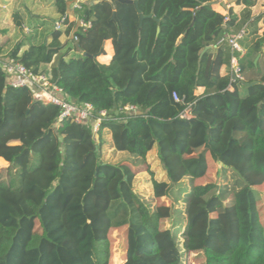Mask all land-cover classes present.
Listing matches in <instances>:
<instances>
[{"label": "trees", "instance_id": "16d2710c", "mask_svg": "<svg viewBox=\"0 0 264 264\" xmlns=\"http://www.w3.org/2000/svg\"><path fill=\"white\" fill-rule=\"evenodd\" d=\"M124 1L86 5L78 11L91 24L85 31L73 22L41 44L18 43L7 55L50 78L67 99L107 111L97 134L71 119L59 122V106L37 101L31 88L10 86L0 65V160L8 164L0 171V264H111L109 236L119 228L127 234L123 264H185L187 253H201L204 264H264V222L246 179L264 177L257 0H237L240 17L232 9L216 12L217 0ZM54 4L61 18L69 14V0ZM13 19L22 28L21 12ZM242 30L239 61L243 82H257L252 87L221 74L232 54L220 42ZM107 41L114 48L109 65L97 60ZM5 46L0 43V60ZM107 51L110 56V45ZM199 88L204 94H196ZM129 105L139 113L120 112ZM105 132L116 151L134 159L156 150L169 181L164 195L185 179L205 177L209 157L241 178L231 187L192 186L183 229L163 230L170 213L139 197L135 171L102 160Z\"/></svg>", "mask_w": 264, "mask_h": 264}, {"label": "rangeland", "instance_id": "374dc122", "mask_svg": "<svg viewBox=\"0 0 264 264\" xmlns=\"http://www.w3.org/2000/svg\"><path fill=\"white\" fill-rule=\"evenodd\" d=\"M41 1L40 3H37ZM0 0V37L5 40L7 46L5 54H9L14 46L18 43L25 44V48L30 43L41 44L50 33L55 29V22L59 20L58 16L53 17V11L49 0ZM17 9L23 12L24 25L28 27V33H25V28H17L15 22L11 19V14ZM49 10V11H48ZM48 14L43 16L42 12ZM31 14L34 16L31 17ZM29 34V35H28ZM68 35V34H67ZM66 35V36H67ZM62 38V43H68V39ZM7 55L3 57L6 59ZM98 140V136H95ZM102 144V160L106 163L118 165H129L135 171L134 191L139 197L151 206L152 209L164 208L170 213V216L162 221L163 230L183 229L184 216L181 212L184 209V200L186 193L194 185L215 184L220 187H231L235 179L240 180V176L233 171L225 172L224 169L214 162L209 157V169L205 177L192 181L185 179L180 184L176 185L170 194L164 195L168 179L163 171L161 164L157 158L156 150L150 152L147 158L142 160L134 159L128 153H121L115 150L112 137L104 133ZM200 150L192 152L198 154ZM8 164L0 160V171H3ZM247 182L253 186L258 194V207L261 214V220L264 222V177L257 173H250L246 176ZM229 204V201H225ZM178 210V211H177ZM112 244V260L111 264H123L126 258L127 251V234L126 228L112 230L110 233ZM204 256L201 253H187L185 264H204Z\"/></svg>", "mask_w": 264, "mask_h": 264}, {"label": "built area", "instance_id": "2783aa9c", "mask_svg": "<svg viewBox=\"0 0 264 264\" xmlns=\"http://www.w3.org/2000/svg\"><path fill=\"white\" fill-rule=\"evenodd\" d=\"M70 12L65 18H61L55 23L56 30L66 29L70 23H78L85 31L91 26L90 23H86L78 11H82L86 5H90L97 0H69ZM68 18V24L65 23V19ZM228 20V18H227ZM29 32V31H28ZM245 38V31L242 30L239 33L227 36L222 39L220 43L226 42L231 49L230 59V82L231 84L236 82H243L242 68L239 59L244 54V49L241 45V41ZM76 41V39H75ZM0 65L3 67L7 75L8 84L12 87H28L33 90L34 98L45 104H54L60 107V114L58 121L61 122L65 119H71L76 123L88 125L92 127L95 134L98 133L101 124L109 119L108 112L105 110L96 111L94 107L89 103L78 104L73 102L65 96L63 90L53 83L50 78L45 75H34L24 65L17 62L15 59L7 58L0 60ZM174 99L179 102L177 94H173ZM120 112L130 115L138 114L139 109L136 106H126L120 109ZM188 116V111L183 114V117Z\"/></svg>", "mask_w": 264, "mask_h": 264}, {"label": "crops", "instance_id": "0c3cea01", "mask_svg": "<svg viewBox=\"0 0 264 264\" xmlns=\"http://www.w3.org/2000/svg\"><path fill=\"white\" fill-rule=\"evenodd\" d=\"M36 1H38V0H36ZM41 1H38L37 3H40ZM236 2H237V0H217V1H215L214 3H213V9L216 11V12H218V13H220V14H222V15H227L228 14V12H229V10L230 9H232L233 10V12H234V14H236L238 17H240V15H241V12L243 11V9H244V7L243 6H239V5H237L236 4ZM47 4H49L50 5V7H51V9H49V10H51V11H53L52 12V14H54L53 15V17H55V16H58V18H59V20H60V15L57 13V10H56V7H55V4H54V0H49L48 2H47ZM48 10V11H49ZM15 12H21V10H19V9H17L16 11H13L12 12V14H11V19H13V16H14V13ZM43 13V16H47L48 14H46L44 11L42 12ZM21 14L22 15H24L23 14V12H21ZM252 15H253V17L254 18H258V17H261V20H260V22H259V25H258V27L260 28V34H262L263 32H264V0H257V4H256V6L252 9ZM34 15L33 14H31V17H33ZM24 17V16H23ZM14 20V19H13ZM58 20V21H59ZM58 21H56V22H58ZM55 22V23H56ZM23 23H25V21H24V19H23ZM26 27V28H25ZM18 28V27H17ZM22 28H25V33L27 34L28 33V27L27 26H25V25H23L22 26ZM20 29V28H19ZM55 29V28H54ZM29 35V34H28ZM1 40H3L1 37H0V41ZM62 40V39H61ZM45 41H48V38L45 40ZM44 41V42H45ZM248 41H250V39L248 40ZM3 43H4V45H6L7 46V43L5 44V40L4 41H2ZM247 43V42H246ZM245 43V44H246ZM29 45V44H28ZM108 45H110V48H111V51H112V53H111V55L109 56V53H108V51H107V46ZM6 46H5V48H6ZM214 46H210L209 48H213ZM242 47H243V49L245 48L243 45H242ZM244 51H245V49H244ZM105 52H106V55L105 56H99L98 58H97V60L100 62V63H102V64H105V65H109L110 64V62H111V60H112V58H113V56H114V48H113V44H112V41H107L106 42V44H105ZM263 53H264V50H263ZM5 55H8V54H5V50H4V56ZM3 56V57H4ZM106 57H108V58H106ZM258 59V58H257ZM255 60V62H257L258 60ZM2 60V59H1ZM221 74H222V76H229V74H230V63H229V65H225L223 68H222V70H221ZM204 92H205V89L204 88H199V89H197V91H196V94L197 95H202V94H204ZM187 117H189V115L187 116ZM105 133H107V134H109V132H105ZM110 135V134H109ZM111 136V135H110Z\"/></svg>", "mask_w": 264, "mask_h": 264}, {"label": "water", "instance_id": "95a60500", "mask_svg": "<svg viewBox=\"0 0 264 264\" xmlns=\"http://www.w3.org/2000/svg\"><path fill=\"white\" fill-rule=\"evenodd\" d=\"M120 1H122V2H126V1H124V0H120ZM134 4L137 5V4H138V1H135ZM140 18H141V20H143V19H144V16L141 15ZM207 49H209V48H207ZM207 49H206V50H207ZM258 59H259V58H258ZM258 59H257V60H258ZM256 63H257V62H256ZM256 84H257V82H255V83H251V84H248V83H246V82H242V85H243L244 87H252V86H254V85H256Z\"/></svg>", "mask_w": 264, "mask_h": 264}]
</instances>
